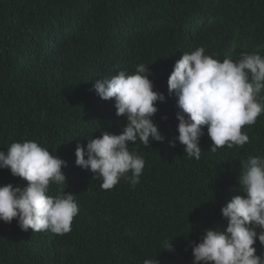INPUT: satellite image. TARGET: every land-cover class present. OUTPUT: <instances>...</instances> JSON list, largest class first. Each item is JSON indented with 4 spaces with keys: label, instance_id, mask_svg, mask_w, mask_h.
<instances>
[{
    "label": "trees",
    "instance_id": "obj_1",
    "mask_svg": "<svg viewBox=\"0 0 264 264\" xmlns=\"http://www.w3.org/2000/svg\"><path fill=\"white\" fill-rule=\"evenodd\" d=\"M199 47L221 62L264 56V0H0V151L36 141L65 160L66 184H50L48 195L71 193L79 207L64 235L0 221V264H192V243L205 229L227 227L221 208L244 195L242 162L264 157V113L242 128L243 147L210 151L205 126L201 158L184 153L167 80L183 53ZM139 64L149 65L153 90L165 97L152 117L165 140L129 143L145 161L139 183L121 179L104 190L75 164V149L122 131L114 99L93 85ZM9 183L27 182L0 169V186ZM170 239L173 250L162 249ZM254 247L264 254L258 239Z\"/></svg>",
    "mask_w": 264,
    "mask_h": 264
},
{
    "label": "clouds",
    "instance_id": "obj_2",
    "mask_svg": "<svg viewBox=\"0 0 264 264\" xmlns=\"http://www.w3.org/2000/svg\"><path fill=\"white\" fill-rule=\"evenodd\" d=\"M150 75L149 65L139 64L133 74L120 71L93 85L100 98L114 99L116 115L126 122L119 134L103 131L100 137L88 139L86 147L78 143L75 149V164L100 177L104 190H111L121 179L133 187L139 183L145 161L129 150V143L139 140L149 146L151 141L165 140L152 119L158 111L156 102L165 97L153 90ZM167 85L179 109L176 140L190 159L201 158L205 126L212 141L210 151L243 147L249 136L242 128L254 125L264 113V56L241 53L237 61L221 62L199 47L175 62ZM66 166L65 160L36 141L14 142L7 152L0 151V169H9L27 182L0 186V221L16 219L24 231L70 232L79 212L74 195L65 191L48 195L50 184H66L62 172ZM242 166L238 182L244 195L234 196L221 208L227 220L224 230L205 229L201 240L192 243V264H264V254L257 255L254 247L257 239L264 245V157L250 156ZM171 241H162V249L172 251ZM143 264L159 261L145 259Z\"/></svg>",
    "mask_w": 264,
    "mask_h": 264
}]
</instances>
